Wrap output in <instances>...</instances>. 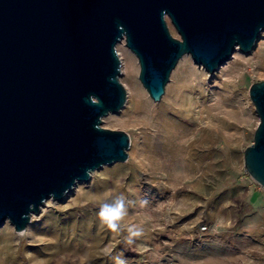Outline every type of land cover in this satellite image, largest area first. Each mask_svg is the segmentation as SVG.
I'll list each match as a JSON object with an SVG mask.
<instances>
[{
	"label": "water",
	"instance_id": "water-1",
	"mask_svg": "<svg viewBox=\"0 0 264 264\" xmlns=\"http://www.w3.org/2000/svg\"><path fill=\"white\" fill-rule=\"evenodd\" d=\"M262 32L264 0H0V228L23 233L47 201L128 160L127 134L101 127L126 102L118 44L159 102L183 56L212 75ZM248 93L259 123L244 168L264 190V81Z\"/></svg>",
	"mask_w": 264,
	"mask_h": 264
},
{
	"label": "rangeland",
	"instance_id": "rangeland-1",
	"mask_svg": "<svg viewBox=\"0 0 264 264\" xmlns=\"http://www.w3.org/2000/svg\"><path fill=\"white\" fill-rule=\"evenodd\" d=\"M116 52L126 102L101 127L127 134L128 160L96 171L60 203L47 201L23 233L5 223L0 264H117V256L124 264H264V209L252 201L264 191L243 161L259 123L248 92L264 81V32L212 75L183 56L159 102L124 42ZM118 193L133 202L124 223L143 229L131 243L97 215Z\"/></svg>",
	"mask_w": 264,
	"mask_h": 264
},
{
	"label": "clouds",
	"instance_id": "clouds-1",
	"mask_svg": "<svg viewBox=\"0 0 264 264\" xmlns=\"http://www.w3.org/2000/svg\"><path fill=\"white\" fill-rule=\"evenodd\" d=\"M132 203L123 193H118L115 196H108L104 200H101L97 213L101 225L111 232L119 234L126 230L128 232L127 239L129 243L132 242L133 238L140 237L143 234V229L140 226L124 223ZM114 259L117 264H124V261L119 256L114 257Z\"/></svg>",
	"mask_w": 264,
	"mask_h": 264
},
{
	"label": "crops",
	"instance_id": "crops-1",
	"mask_svg": "<svg viewBox=\"0 0 264 264\" xmlns=\"http://www.w3.org/2000/svg\"><path fill=\"white\" fill-rule=\"evenodd\" d=\"M252 201L253 204H255V206L260 208L262 207L264 209V205H263L264 197L261 194L255 193L252 197Z\"/></svg>",
	"mask_w": 264,
	"mask_h": 264
},
{
	"label": "bare ground",
	"instance_id": "bare-ground-1",
	"mask_svg": "<svg viewBox=\"0 0 264 264\" xmlns=\"http://www.w3.org/2000/svg\"><path fill=\"white\" fill-rule=\"evenodd\" d=\"M127 59H128V61H129V70H132L133 72H132V74L134 73L135 74V72H134V69H135V67H134V61H133V58L130 56V55H127ZM131 76V75H130ZM136 90H137V88H136ZM139 91V90H138ZM137 92V91H136Z\"/></svg>",
	"mask_w": 264,
	"mask_h": 264
},
{
	"label": "built area",
	"instance_id": "built-area-1",
	"mask_svg": "<svg viewBox=\"0 0 264 264\" xmlns=\"http://www.w3.org/2000/svg\"><path fill=\"white\" fill-rule=\"evenodd\" d=\"M263 190V189H262ZM264 191V190H263ZM203 230H205V228L203 229Z\"/></svg>",
	"mask_w": 264,
	"mask_h": 264
}]
</instances>
